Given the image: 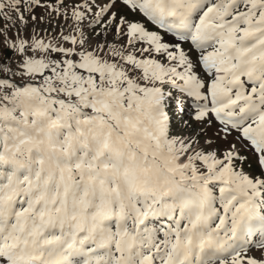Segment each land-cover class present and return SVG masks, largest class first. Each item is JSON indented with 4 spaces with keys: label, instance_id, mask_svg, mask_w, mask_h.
I'll list each match as a JSON object with an SVG mask.
<instances>
[{
    "label": "snow or ice",
    "instance_id": "1",
    "mask_svg": "<svg viewBox=\"0 0 264 264\" xmlns=\"http://www.w3.org/2000/svg\"><path fill=\"white\" fill-rule=\"evenodd\" d=\"M0 264H264V0H0Z\"/></svg>",
    "mask_w": 264,
    "mask_h": 264
}]
</instances>
